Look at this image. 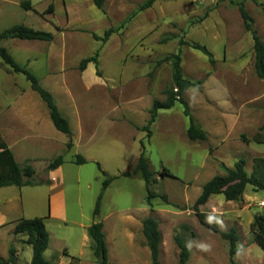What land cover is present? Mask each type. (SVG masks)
<instances>
[{
    "label": "rangeland",
    "instance_id": "374dc122",
    "mask_svg": "<svg viewBox=\"0 0 264 264\" xmlns=\"http://www.w3.org/2000/svg\"><path fill=\"white\" fill-rule=\"evenodd\" d=\"M23 1L26 0H0V33L16 24H25L52 33L54 41L5 39L0 46L21 65L25 58L30 59L27 68L43 86L47 84L49 69L65 68L66 75L73 76L75 69L81 72L83 59L99 52L98 70L91 63L84 74V82L92 89L75 92L82 113L89 109L90 115L95 116V129L90 137L84 141L76 136L72 150H67L58 139L54 140L52 149H39L40 158L31 163L36 185L21 192L13 187L3 193L11 199L22 196L26 219L43 218L47 214L49 193L63 194L65 206L46 225L49 242L54 250L59 245H67L73 252L82 250V256L67 257L64 250L47 258L56 264H97L90 247L82 246L86 245L84 227L103 222L108 264H152L143 221L153 217L159 221L162 235L161 264H179L177 237L189 247L188 264H231L229 242L220 233L203 228L193 207L205 184L216 175L225 174L221 164L232 168L237 161L245 159L248 175L255 172L264 182V145L247 144L239 137V131L252 137L264 126V79L256 73L254 41L244 27L239 4H244L254 20V29L264 41V0H257L260 5L253 0H157L144 11L140 7L147 0H105L103 9L96 7L94 0H30L34 9L29 11L20 6ZM50 5L54 9L52 13L48 12ZM110 28L115 33L107 43L93 38V34L104 37ZM193 44L211 53L215 64L203 51L194 49ZM177 55L181 56L186 79L204 82L212 74L219 75L223 84L230 83L236 101L248 102L243 114L251 119L224 144L218 145L214 139L193 142L186 132L184 136L169 134L161 129L164 116L151 139L146 138V132L136 130L145 126L136 125V102L140 100L136 86L143 95L142 106L149 104L151 96L153 102L163 98L174 83L173 63ZM244 63V71L238 72ZM226 67L229 71H223ZM25 89H31L26 77L12 72L0 58V106L14 105L18 92ZM209 104L214 103L209 101ZM117 106L122 111L119 121L114 120ZM183 112L184 107L178 104L173 115L187 129L189 119ZM200 113L204 115L208 111ZM108 115L115 123L108 121ZM142 143L153 174L149 184L150 192L155 195L152 206L145 204L148 191L141 175L122 176L134 170L143 151ZM60 155L64 156L65 164L58 180L50 176L55 181L53 187L39 184L46 182L47 165ZM77 155L83 156L87 163L72 162ZM18 160L22 162L23 158L18 155ZM97 163L110 176L118 178L106 190L101 215L95 218L96 201L104 181ZM164 169L172 176H163ZM263 202L264 190L239 182L214 194L200 207L203 212L217 215L221 232L237 229L236 264H264V251L255 243L252 228L255 218L264 215ZM16 208L13 204L2 206L8 209L11 218H18L24 212ZM22 237L24 240L19 242L24 244L21 246L25 251L18 264H30L27 237ZM7 240L6 232L0 230V245ZM200 245H207V250Z\"/></svg>",
    "mask_w": 264,
    "mask_h": 264
},
{
    "label": "trees",
    "instance_id": "16d2710c",
    "mask_svg": "<svg viewBox=\"0 0 264 264\" xmlns=\"http://www.w3.org/2000/svg\"><path fill=\"white\" fill-rule=\"evenodd\" d=\"M157 0H147L141 7L140 10L144 11L153 6ZM257 5L260 3L257 0H253ZM105 0H94V4L99 9H103ZM20 6L26 10H33L34 7L30 0L23 1ZM54 11L53 5H50L48 12L52 13ZM239 12L244 22V27L247 32L252 34L254 41V54H255V69L259 78L264 79V41L259 36L257 31L253 27L254 20L251 15L246 10L243 3L239 4ZM115 33V29L110 28L105 32L104 37H99L93 34V38L97 41H101L103 44L107 43L112 34ZM16 37L20 40L26 41H42V42H52L54 40V35L50 32L36 30L25 24H16L0 33V43L9 38ZM194 49L203 51L210 57L212 64L215 61L212 58L211 53H209L204 47L199 44L191 45ZM98 54L95 56L83 59L80 64L81 71H84L90 63H94L98 70L99 61ZM0 58L2 64L7 65L10 70L17 74H23L26 79L30 82L33 91L38 93L40 98L46 104L52 122L56 129L69 137V142L67 144L68 150L73 147L72 139V129L69 121L60 112L53 94L42 86L38 77L33 74L27 66L20 65L14 57L9 53V51L0 46ZM182 59L180 55L175 57L173 63V85L167 89L164 94L166 99L164 101L155 100L153 106L150 110V119L146 126L142 128L144 132L147 133V138L152 136L151 127L155 124L158 113L160 110H170L174 108L177 103H180L184 107V115L189 119V127L187 130V135L191 141H207L208 135L206 131L202 130L195 122L188 103L184 100L183 95L186 91L191 88H201L203 82H193L184 77L183 69L181 67ZM175 89H178L175 92ZM264 126L260 128L254 136L248 137L242 135L241 139L244 143H256L264 145ZM143 151L141 152L137 164L132 172L122 173L123 177H136L138 174L141 175L142 179L146 183L148 196L145 199V204L152 206L151 200L155 197L153 193L149 190V184L152 182V172L150 167V161L146 157L145 146L142 143ZM65 163L63 155L58 156L52 162L49 163L47 171H54L61 167ZM76 164L82 165L86 164L87 160L81 156L77 155ZM247 161L245 159H240L235 163V165L230 168L221 164V169L224 171V175H216L203 187L202 193L197 199L193 210L197 216V219L201 226L213 233H220L223 239L227 240L230 244L229 254L231 264H236L234 257L238 252L237 243L239 241V236L237 229L232 228L228 232H221L218 222V217L216 214L206 213L201 211V206L207 204L210 197L214 194L221 192L223 189L230 185L242 182L244 185H251L257 190H264V182L260 180L256 173L253 172L248 175L246 171ZM97 166L104 177L102 191L99 194L96 206L94 210V217L97 218L101 215L102 201L106 190L110 185L118 178V176H110L106 171H104L99 163ZM163 176H172L168 169H164L162 172ZM35 176V170L31 164H26L21 166L15 159L14 154L11 149L7 146L4 141L1 131H0V188L15 186L18 188L35 186L33 179ZM48 217H40L33 219H19L14 228L15 235H26L25 244L30 246L33 250V257L31 264H56L51 262L45 257V253L49 248L50 235L47 231L45 220ZM159 221L153 217H149L143 221V234L147 241V246L151 254L152 264L160 263V246L162 235L159 230ZM253 234L255 243L264 251V215H259L255 218L253 224ZM87 234L92 242L90 249L93 252V256L97 264H108L109 262V252L106 243V235L104 233V223L94 222L88 229ZM177 245L180 250L179 264H188L190 259V250L186 243L179 237L176 238ZM67 254V252H65ZM0 264H18L17 249L14 246L9 248L8 259H0Z\"/></svg>",
    "mask_w": 264,
    "mask_h": 264
},
{
    "label": "crops",
    "instance_id": "0c3cea01",
    "mask_svg": "<svg viewBox=\"0 0 264 264\" xmlns=\"http://www.w3.org/2000/svg\"><path fill=\"white\" fill-rule=\"evenodd\" d=\"M7 39L19 38L9 37ZM253 56L255 67V54ZM224 62L227 61L224 60ZM29 65H31L30 59L25 58L22 66L28 67ZM87 68L81 72L75 69L73 72V76H67L65 68L64 70L60 71H55L51 68L49 69L50 71H48L49 76L46 82V86L42 85L53 94L60 112L70 123L73 134L72 149L75 148L76 136L80 140L85 141L88 139V137H90L93 130L95 129V116L90 115L92 110L88 109L85 113H82V111L77 105V100L75 97V92L79 90L90 91L92 89L91 85H86V83L84 82V74ZM228 68L229 67L224 68L223 71H229ZM244 69L245 63L240 68H238L237 71L242 72L244 71ZM95 79L99 83L101 82V79L96 76V73ZM101 86L103 85L101 84ZM230 88L231 85L228 81L223 84L220 81L219 75L212 74L208 79L203 82V84L201 85V89L191 88L186 91L183 95L184 100L189 105L191 114L196 124L202 130L206 131L208 135V140L214 139L216 143H219L218 145L224 144L226 140L233 137L235 133H237V131L245 128L244 123L251 119L250 115L243 114L245 111V106L248 102L236 101V95L234 93H231ZM192 91L195 93L190 95V92ZM36 94L38 95V93L33 91L32 88L29 90L25 89L22 93L18 92V96L14 102V105L5 104L0 106V131L2 137L6 142L7 146L11 149L12 153L14 154L16 161L21 166L26 165L28 163L31 164L36 162L40 158V155H38V153H40L39 149H52L55 145L54 140L58 139L59 141H61L62 145H65V148L68 150L67 144L69 142V137L56 129L52 122L46 104L43 102L40 96L38 95L39 97H37ZM136 95L137 98L140 99L136 102V125H138L139 127H143L144 125H147L150 119V110L153 106V97L151 96L148 105L142 106L141 104L143 102V95L140 94L137 86ZM188 95L191 96V99L188 98ZM164 99H166V96L160 98V100L163 101ZM209 101L214 104L210 105ZM178 104L180 103H177L174 108L170 110L159 111L157 120L151 129L152 136L150 138H147L146 136L147 139H151L153 137V130L159 124V121L162 116H164L163 121L160 122L162 124V130L167 131L169 134H178L180 136L182 133L184 136L185 132L187 134L188 128L185 129V125L182 124V121H180L177 116L173 115V110H175ZM201 110L208 111V114H201ZM121 112L122 111H120L119 107L117 106L116 117L114 119L115 121H119L118 118H121L120 116H122ZM107 118L110 123H115V121L110 119L109 115L107 116ZM136 130L143 131L137 128ZM242 135L244 134L239 131V137ZM18 155L23 158L22 162L18 160ZM75 160L73 159V161H71L75 162ZM64 164L54 171L47 172L46 182L39 184L48 185L52 188L55 181L51 178L53 177L58 180V174L61 170H63ZM13 187L15 186L0 188V230H4L8 237L6 244L4 243V245H0V259L3 260L8 259V252L11 245H20L16 247L18 260L22 258V255L25 251L24 248L21 246L24 244H22V242H19L21 239L24 240L22 235L14 234L16 222L19 219H26L27 217L25 214V209L21 207L22 196H19L17 199H11L5 194H3L5 190L11 189ZM23 188L28 187H22L18 189L21 192ZM15 201L17 202V204H14ZM48 202L49 208L47 207V214L43 216H48V219L45 221L46 225L48 221L57 218V211L65 206L64 196L60 192L49 193ZM9 204L16 205V209L24 212L20 214L18 218H11L9 216L8 209H2L3 205L9 206ZM90 226L84 227V240L86 243V245H82L84 248H88V246L90 247V242H88L89 237L87 234V229ZM52 246L53 245H51V242H49V248L45 253L46 258H50L54 253H62L64 250H67L68 252V254L66 255L67 257L81 258L82 256V250H80L79 253L73 252L67 245H59V247L54 250ZM26 253L28 262L31 264L33 255L30 257V247L28 245L26 247ZM29 259L31 260L29 261Z\"/></svg>",
    "mask_w": 264,
    "mask_h": 264
},
{
    "label": "clouds",
    "instance_id": "9594fccd",
    "mask_svg": "<svg viewBox=\"0 0 264 264\" xmlns=\"http://www.w3.org/2000/svg\"><path fill=\"white\" fill-rule=\"evenodd\" d=\"M200 247L202 248V249H204V250H207V245H200Z\"/></svg>",
    "mask_w": 264,
    "mask_h": 264
},
{
    "label": "built area",
    "instance_id": "2783aa9c",
    "mask_svg": "<svg viewBox=\"0 0 264 264\" xmlns=\"http://www.w3.org/2000/svg\"><path fill=\"white\" fill-rule=\"evenodd\" d=\"M178 91V89H175V92H177ZM263 204H264V202H263Z\"/></svg>",
    "mask_w": 264,
    "mask_h": 264
}]
</instances>
